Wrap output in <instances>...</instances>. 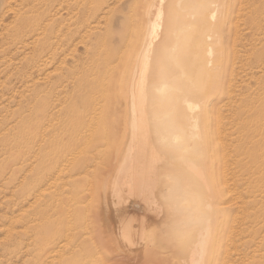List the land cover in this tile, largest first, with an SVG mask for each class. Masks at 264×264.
I'll list each match as a JSON object with an SVG mask.
<instances>
[{
	"label": "rangeland",
	"instance_id": "1",
	"mask_svg": "<svg viewBox=\"0 0 264 264\" xmlns=\"http://www.w3.org/2000/svg\"><path fill=\"white\" fill-rule=\"evenodd\" d=\"M218 1L0 0V264H80L76 256L80 241L84 257L90 255L83 264H113L109 259L113 260L114 250L99 243L95 246L102 232L97 213L103 200H76L88 187L85 182L71 185L66 180L51 187L47 181L49 163L42 154L39 159L36 147L43 133L47 137L42 141L49 136L48 124L40 117L50 89L66 91L69 102L73 96L75 104L87 92L91 103L94 95L104 93L105 105H122L120 94L126 90L132 51L142 42L140 29L157 20L161 22L158 50L164 55L176 53L181 41H190L176 38L173 32L166 38L168 24L177 29L183 21L199 23L207 27L205 37H222V46L213 45L219 49L218 72L225 75L227 67L233 70L238 200L232 217L235 240L224 243L221 263L264 264V0ZM202 4L206 5L204 14L220 7L211 28L204 25L206 20L191 16V8ZM160 8L162 16L158 17ZM198 47L191 46L185 55L194 57ZM57 79L62 86L53 85ZM115 121L114 116H105L103 124L108 127ZM62 131L73 129L67 124L57 132ZM56 188L62 200H49ZM39 193L42 200L37 198ZM165 221L149 236L150 246L160 255L150 264H179L177 255L181 254L173 248L186 236L173 231L170 220ZM143 247L132 249L137 252ZM53 249L58 254L51 259Z\"/></svg>",
	"mask_w": 264,
	"mask_h": 264
},
{
	"label": "bare ground",
	"instance_id": "2",
	"mask_svg": "<svg viewBox=\"0 0 264 264\" xmlns=\"http://www.w3.org/2000/svg\"><path fill=\"white\" fill-rule=\"evenodd\" d=\"M193 8L191 16L206 20L204 25L210 28L221 13L217 7L204 14V4ZM161 10L158 17L162 16ZM147 24L140 29L141 44L132 51L126 90L120 94L123 104L105 105L104 93L94 95L91 103L87 92H83L76 104L70 97V105L66 91L50 89L40 117L48 124L49 136L42 141L47 137L43 133L37 144L33 128V146L37 144L39 159L42 154L49 163L47 181L51 187L66 180L71 185L85 182L88 187L76 200H103L96 212L102 220V232L95 246L99 243L114 250L113 260L109 259L113 264H150L158 260L149 236L156 226L163 227L165 220H170L173 231L186 236L173 245V251L181 254L177 255L179 264H222L223 245L227 241L233 244L237 232L232 218L238 200L233 70L227 67L225 75L218 72L219 49L213 44L222 46V37H205L207 27L186 21L177 29L168 24L166 38L173 32L176 38L190 39L177 44L176 53L168 56L159 51L161 22ZM193 45H199L194 57L186 56L185 51ZM53 85L62 86L58 79ZM105 116H114L116 121L107 127L103 124ZM67 124L72 132H57ZM91 177L95 180L93 186ZM39 194L37 198L42 200ZM49 196V200H62L57 188ZM135 245H143V250L134 251ZM57 252L53 249L51 259ZM84 252L80 241L76 252L80 264L90 256L84 257Z\"/></svg>",
	"mask_w": 264,
	"mask_h": 264
}]
</instances>
